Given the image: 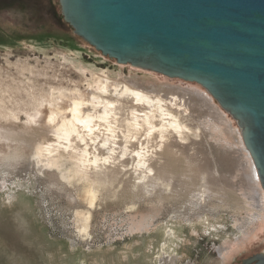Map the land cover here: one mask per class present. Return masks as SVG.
<instances>
[{"label": "rangeland", "instance_id": "obj_1", "mask_svg": "<svg viewBox=\"0 0 264 264\" xmlns=\"http://www.w3.org/2000/svg\"><path fill=\"white\" fill-rule=\"evenodd\" d=\"M107 79H138L148 86L169 81L199 90L237 129L201 86L119 65L97 52L64 22L58 0H0V264H161L163 258L175 264H243L264 254V214L239 232L257 210L243 176L227 171L239 166V158L222 151L220 161L214 154L219 142L220 152L231 143L220 131L192 139L200 144L192 150L177 148L160 183L148 179L139 185L133 173L118 175L91 210L80 197L82 184L70 188L58 173L46 171L45 184L33 175L32 183L19 181L23 165L35 167L32 152L44 138L39 133L51 130L45 126L50 113L89 97ZM200 188L210 197L208 209L193 197ZM168 205L185 218L165 217ZM88 209L92 219L82 234L84 224L74 214ZM189 209L202 214L191 219Z\"/></svg>", "mask_w": 264, "mask_h": 264}, {"label": "bare ground", "instance_id": "obj_2", "mask_svg": "<svg viewBox=\"0 0 264 264\" xmlns=\"http://www.w3.org/2000/svg\"><path fill=\"white\" fill-rule=\"evenodd\" d=\"M99 82L97 92L91 93L87 98L74 99L69 107L65 109L57 107L50 113L45 126L51 130L47 135L39 133L44 135V138L38 141L32 152L31 159L35 167H32L30 162L23 165L21 168L23 170L17 173L20 174L19 181L32 183L33 175L37 182L45 184L46 171L54 175L58 173L59 180L68 184L70 188L76 187L75 183L82 184L80 197L91 210L99 203L103 190H106L110 180L116 179L118 175L133 173L136 180H139V185H146L148 179L156 180L158 183L162 175L169 171L167 164L175 161L173 159L177 148L180 151L192 150L190 146L196 142L192 139L197 140L202 134L209 137L213 131L214 133L220 131L228 136L231 143H226L225 149H221L220 152L219 148L222 146L219 147L220 142H217L218 149L216 148L214 154H220V161L222 151L237 158V161L239 158V166H226L227 171L233 170V174H238L237 177L243 176L242 182L246 183L249 191H252V194L249 193L254 209L257 210L255 215L250 217L251 220L241 226L240 234L246 233L248 226L263 218L264 191L252 159L244 146L241 130L227 113L237 125V129L233 128L231 122L227 121L219 107L215 106L206 94L190 87H183L182 84L177 86L176 83L169 81H165L161 86H148V83L138 79L113 84H110L108 79ZM207 94L214 100L208 92ZM192 121L196 126L191 123ZM198 144H195V148ZM209 144L206 141V145ZM186 171L182 173L186 174ZM164 186L166 189L170 187ZM202 188L193 197L198 200L197 204H203L208 209L210 197L206 196ZM39 190L44 194L43 189ZM197 209L202 210L203 206ZM197 209H189L191 219L202 214L196 212L199 211ZM163 210L165 217L170 216L175 220L185 218V213L176 214L172 206H165ZM83 211L75 212V222H82L84 227L81 232L87 234L92 216L89 209L88 212ZM219 251L221 253L223 250ZM175 263L176 260L167 258H163L161 262Z\"/></svg>", "mask_w": 264, "mask_h": 264}, {"label": "water", "instance_id": "obj_3", "mask_svg": "<svg viewBox=\"0 0 264 264\" xmlns=\"http://www.w3.org/2000/svg\"><path fill=\"white\" fill-rule=\"evenodd\" d=\"M58 1L104 57L205 89L237 123L264 191V0Z\"/></svg>", "mask_w": 264, "mask_h": 264}, {"label": "flooded vegetation", "instance_id": "obj_4", "mask_svg": "<svg viewBox=\"0 0 264 264\" xmlns=\"http://www.w3.org/2000/svg\"><path fill=\"white\" fill-rule=\"evenodd\" d=\"M55 21H56L57 24H60L61 23V21L58 20L57 18L55 19Z\"/></svg>", "mask_w": 264, "mask_h": 264}]
</instances>
